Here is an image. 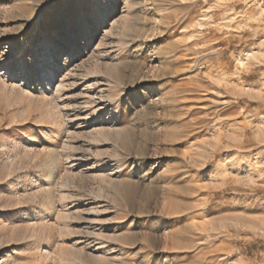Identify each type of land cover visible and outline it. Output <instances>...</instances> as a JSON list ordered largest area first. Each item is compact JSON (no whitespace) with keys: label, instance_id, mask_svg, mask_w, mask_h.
Segmentation results:
<instances>
[{"label":"rangeland","instance_id":"rangeland-1","mask_svg":"<svg viewBox=\"0 0 264 264\" xmlns=\"http://www.w3.org/2000/svg\"><path fill=\"white\" fill-rule=\"evenodd\" d=\"M135 1L0 0V264H264V0Z\"/></svg>","mask_w":264,"mask_h":264},{"label":"bare ground","instance_id":"bare-ground-1","mask_svg":"<svg viewBox=\"0 0 264 264\" xmlns=\"http://www.w3.org/2000/svg\"><path fill=\"white\" fill-rule=\"evenodd\" d=\"M125 4L127 5V9H126V11H125V13L127 14V16H128V18L129 17H135L136 15H135V10H136V5H139V3L138 2H136L135 0H125ZM142 4V3H141ZM143 6V5H142ZM138 7H141V6H138ZM144 8V7H143ZM137 12V11H136ZM138 15V14H137ZM139 16V15H138ZM134 19V18H133ZM138 49V48H137ZM120 71V70H119ZM139 75H141V74H143L142 73V70L141 71H139V73H138ZM89 75V74H88ZM115 75H116V77L115 78H118L119 77V75H118V71H116L115 72ZM118 76V77H117ZM63 88V87H62ZM61 85L59 86H56V88H55V94H56V96L58 97V98H60V96H61ZM120 90V89H119ZM56 97V98H57ZM60 101V100H59ZM101 101V100H100ZM157 101V100H156ZM156 101H152V102H150V105L148 104L146 107H147V109L148 110H150V111H154V110H157L158 109V102H156ZM123 139V141L124 142H127L128 141V137H123L122 138ZM145 151L147 152L148 150H147V148L145 149ZM145 155H147V154H145ZM144 158V160H145V158H146V156H144L143 157ZM122 166V165H121Z\"/></svg>","mask_w":264,"mask_h":264}]
</instances>
